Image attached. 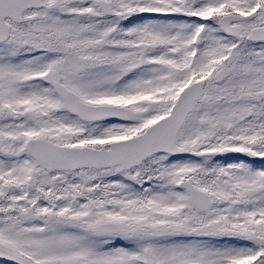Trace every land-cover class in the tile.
Here are the masks:
<instances>
[{"label": "snow or ice", "instance_id": "1", "mask_svg": "<svg viewBox=\"0 0 264 264\" xmlns=\"http://www.w3.org/2000/svg\"><path fill=\"white\" fill-rule=\"evenodd\" d=\"M0 264H264V0H0Z\"/></svg>", "mask_w": 264, "mask_h": 264}]
</instances>
